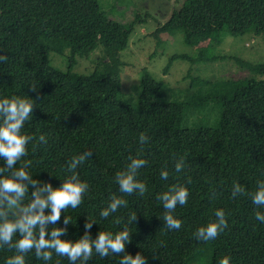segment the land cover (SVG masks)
Wrapping results in <instances>:
<instances>
[{"label": "trees", "instance_id": "obj_1", "mask_svg": "<svg viewBox=\"0 0 264 264\" xmlns=\"http://www.w3.org/2000/svg\"><path fill=\"white\" fill-rule=\"evenodd\" d=\"M182 1L153 35L181 33L185 44L198 46V53L194 58L173 55L170 61L209 60L205 51L226 35H264V0ZM132 29L133 24L108 17L98 0H0V53L8 56L0 63V98L32 99L33 119L22 132L48 139L46 146L28 144L24 159L33 161L28 171L60 187L70 175L67 161L82 151L93 152L78 169L89 184L82 205L62 213L56 225L63 227L64 215L71 216L62 239L83 236L88 219L96 221L93 238L100 230L116 233L127 225L132 238L126 252H141L147 264H217L225 255L231 264H264V223L254 218L257 209L248 196L231 198L233 181L251 192L264 180V61L236 59L246 70L237 77L191 75L184 98L166 95L167 86L144 66L130 102L120 95V51ZM91 54L92 67L77 68L78 59ZM55 56L60 65L54 64ZM140 133L149 137L142 154L148 163L137 179L148 191L123 196L128 207L102 219L99 212L110 195H122L113 178L129 156L140 154ZM179 157L186 166L176 173ZM162 168L170 173L166 181L160 178ZM174 183L185 186L189 196L174 213L181 228L169 231L158 218L164 209L157 195ZM217 208L225 210L228 228L213 241H197L193 233L215 219ZM130 213H137V219L128 225ZM13 254L0 248V264ZM121 258L94 254L87 264H119ZM25 260L45 264L34 253ZM57 261L69 264L55 254L47 264Z\"/></svg>", "mask_w": 264, "mask_h": 264}, {"label": "clouds", "instance_id": "obj_2", "mask_svg": "<svg viewBox=\"0 0 264 264\" xmlns=\"http://www.w3.org/2000/svg\"><path fill=\"white\" fill-rule=\"evenodd\" d=\"M7 61L8 56L0 53V63ZM31 90L37 92L38 88L32 86ZM33 106L34 103L29 98H0V161L3 162L0 164V248L6 247L15 253L6 259L5 264H26L25 257L29 253H34L45 264L52 260L53 254L66 257L69 264H87L94 254L100 258L122 256L119 264H147L146 257L141 252L134 256L126 252V245L132 238L127 225L116 233L100 230L93 238L90 233L96 221L87 219L83 236L75 241L62 239L67 234V226L73 223L71 216L64 215L63 227L56 225L60 224L62 213L82 205L85 194L89 191V184L80 179L78 169L92 157L93 152L82 151L67 161L65 170L70 175L62 179L60 187H53L50 181L34 179L33 174L28 171L33 161L24 159L28 156L27 146L30 142H34V148L46 146L48 139L43 134L36 137L22 132L26 122L33 119ZM148 142L149 137L140 133V154L129 156L125 168L115 173L113 179L122 195H110L108 205L99 212L102 219H108L121 208L128 207V201L123 196L134 193L143 196L148 191L147 185L137 179L139 170L148 163L142 155L144 145ZM185 166L184 158L179 157L175 161L174 171L181 173ZM169 175L167 168L161 169L162 180H168ZM188 183H191V179ZM245 195L257 209L254 218L264 223V211L260 210L264 209V180L258 181L256 190L251 192L246 191L241 183L233 181L231 198ZM188 196L187 188L179 183L172 184L157 195V200L164 209L162 217L158 218L164 222L167 230L178 231L181 228L182 222L174 213L178 205L185 206L188 203ZM214 217V220L195 230L193 236L197 241H213L228 228L224 209L217 208ZM136 219L137 213H130L127 217L128 225L135 223ZM120 222L119 219L116 220L117 224ZM50 225L52 227L49 229ZM217 264H231V258L222 256Z\"/></svg>", "mask_w": 264, "mask_h": 264}, {"label": "rangeland", "instance_id": "obj_3", "mask_svg": "<svg viewBox=\"0 0 264 264\" xmlns=\"http://www.w3.org/2000/svg\"><path fill=\"white\" fill-rule=\"evenodd\" d=\"M101 9L108 17L125 24H133L127 47L120 51L121 96L130 102L136 97L135 85L139 82V70L146 66L156 79L164 83L166 95L184 98L189 91L191 75L209 77H237L246 72L236 59L241 61H264V35L244 34L226 35L220 44L205 51V61H193L189 58L174 59L173 55L185 54L194 58L198 46L184 43L181 33L169 35L153 33L159 23L170 16L174 6L182 0H98ZM203 45V44H199ZM53 53H50L52 58ZM94 55L78 59L77 68L92 67ZM54 64L61 60L55 56ZM167 72L164 67L168 64Z\"/></svg>", "mask_w": 264, "mask_h": 264}]
</instances>
